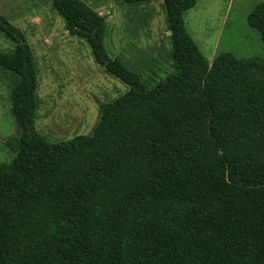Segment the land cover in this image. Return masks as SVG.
<instances>
[{
	"label": "trees",
	"instance_id": "trees-1",
	"mask_svg": "<svg viewBox=\"0 0 264 264\" xmlns=\"http://www.w3.org/2000/svg\"><path fill=\"white\" fill-rule=\"evenodd\" d=\"M162 4L174 71L148 86L108 56L104 15L51 0L67 33L128 86L99 103L89 134L54 142L35 127L34 51L0 14L17 130L0 162V264H264V57L209 62L183 21L196 0ZM246 21L264 47V1Z\"/></svg>",
	"mask_w": 264,
	"mask_h": 264
},
{
	"label": "rangeland",
	"instance_id": "rangeland-1",
	"mask_svg": "<svg viewBox=\"0 0 264 264\" xmlns=\"http://www.w3.org/2000/svg\"><path fill=\"white\" fill-rule=\"evenodd\" d=\"M106 17L104 48L139 73L148 86L174 71L171 41L162 0L123 3L121 0H82ZM264 0H196L183 12L186 31L211 62L221 52L236 57H264L259 32L246 17ZM51 0H0V14L19 28L34 51L38 96L35 127L48 141L89 134L98 118L99 103L127 91L128 86L97 65L88 43L64 29L50 8ZM14 43L0 33V51ZM11 75L0 68V162L13 153L6 141L17 136L10 115Z\"/></svg>",
	"mask_w": 264,
	"mask_h": 264
}]
</instances>
